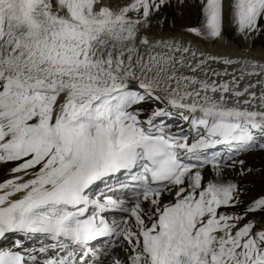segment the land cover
<instances>
[{
  "label": "snow or ice",
  "instance_id": "snow-or-ice-1",
  "mask_svg": "<svg viewBox=\"0 0 264 264\" xmlns=\"http://www.w3.org/2000/svg\"><path fill=\"white\" fill-rule=\"evenodd\" d=\"M193 4L197 26L157 39L153 18L186 0H0V165H14L0 182V238L40 243L17 240L0 264H88L91 242L111 236L125 252L113 264H264V195L245 200L224 179L252 171L236 157L264 150V56L183 39L223 42L227 24L246 40L264 31V0ZM209 62L225 66L217 79ZM155 101L175 111L140 107ZM177 114L187 131L171 130ZM217 146L227 154L208 157ZM97 182L113 193L103 202L89 195ZM129 189L130 205L114 198ZM107 210L125 215L109 223Z\"/></svg>",
  "mask_w": 264,
  "mask_h": 264
},
{
  "label": "rangeland",
  "instance_id": "rangeland-1",
  "mask_svg": "<svg viewBox=\"0 0 264 264\" xmlns=\"http://www.w3.org/2000/svg\"><path fill=\"white\" fill-rule=\"evenodd\" d=\"M159 18L164 21V23L157 24L155 23V17L153 18V25L155 26H162L165 29L175 30V29H182V27L186 26H197L198 21L200 18V10L193 4V0H186V5L182 8H178L176 6L172 7H165L162 12L160 13ZM264 23V21H261ZM225 33L227 37L234 41L237 47H245L246 45L251 46H263L264 47V31L253 33L248 39H244L236 35L234 29L227 28L225 29ZM159 105H162V102L155 101V102H148L141 106H147L148 110L152 108H161ZM140 106V107H141ZM172 111H175L171 109ZM246 163L244 168L249 166V169L252 171L243 177L238 175L240 167H237L236 170L226 169L225 174L232 177H236L237 181L243 182V189L245 190L244 199H248L258 194L264 195V150L260 149H253L250 152L245 153ZM14 165H0V168H3V173L8 174V169ZM231 170V171H228ZM209 173V174H208ZM2 174V173H1ZM224 174V175H225ZM206 178L215 177V173L211 171V169H206L204 173ZM1 176V175H0ZM244 180V181H243ZM248 182L250 184H248ZM253 182V184H252ZM253 185L250 189V185ZM167 197H165L166 199Z\"/></svg>",
  "mask_w": 264,
  "mask_h": 264
},
{
  "label": "bare ground",
  "instance_id": "bare-ground-1",
  "mask_svg": "<svg viewBox=\"0 0 264 264\" xmlns=\"http://www.w3.org/2000/svg\"><path fill=\"white\" fill-rule=\"evenodd\" d=\"M227 28H228V26L226 24L225 29H227ZM181 30L182 29H180V28L175 29V30H170V29H165L162 26L153 25L152 30L147 34L150 36V38L151 37H155L157 39H159L161 37L169 38L170 36L174 35L179 39ZM183 39L186 41L192 42L195 47L203 50L204 52H206L208 54H212V55L229 56V57L234 58V59H238L241 57H247V58L254 59V60H261L262 56H264V47L263 46L246 45L245 47L243 46V48L237 47L236 43L234 41H232L231 39H229L227 37L226 33H225V40L223 42H215V43L201 42V41H199L198 38H195L191 35L183 37ZM209 63H210V68L206 69V71L208 72V77L210 79H217V77L212 75V70L222 71L225 66L222 64L214 63V62H209ZM233 70H234V67H232V66L228 67L229 72H232ZM237 75H238V73H237ZM201 78H203V76H201ZM220 79L228 80V79H230V77H222ZM255 79H257V78L253 77L252 81L254 82ZM241 86H243V82H242ZM256 91L259 94V91H260L259 86L257 87ZM141 118L144 119L146 117H144V115H143ZM186 128H188V127H186ZM208 169H210V168H208ZM228 171H231V170H228ZM204 173H205V171H204ZM0 175H1L0 176V182H2L4 179L9 178V173L4 174L3 168L2 169L0 168ZM210 176L212 177V175H210ZM224 176H228V175L225 174ZM167 199L168 198H166L165 200H167Z\"/></svg>",
  "mask_w": 264,
  "mask_h": 264
},
{
  "label": "trees",
  "instance_id": "trees-1",
  "mask_svg": "<svg viewBox=\"0 0 264 264\" xmlns=\"http://www.w3.org/2000/svg\"><path fill=\"white\" fill-rule=\"evenodd\" d=\"M248 184H250V183L248 182ZM252 184H253V182H252ZM252 184L250 185L249 189L253 186Z\"/></svg>",
  "mask_w": 264,
  "mask_h": 264
}]
</instances>
